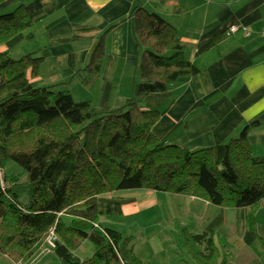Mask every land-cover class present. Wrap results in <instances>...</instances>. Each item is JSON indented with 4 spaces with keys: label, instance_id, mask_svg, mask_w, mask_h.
Returning a JSON list of instances; mask_svg holds the SVG:
<instances>
[{
    "label": "trees",
    "instance_id": "1",
    "mask_svg": "<svg viewBox=\"0 0 264 264\" xmlns=\"http://www.w3.org/2000/svg\"><path fill=\"white\" fill-rule=\"evenodd\" d=\"M45 2L20 0L0 11V252L27 262L54 231L50 253L61 264H143L132 237L101 222L123 215L120 201L99 198L116 191L179 194L250 211L260 206L264 156L253 154L251 125L226 143L198 150L168 145L153 132L160 112L144 107L146 97L199 73L172 24L141 4L134 7L142 52L133 96L120 108H97L90 100L76 101L70 84L85 74L97 79L110 29L84 69L52 85L36 81L42 56L16 59L1 50L19 34L32 38V28L46 16ZM9 162L22 172L7 170ZM247 219L255 226L252 213ZM178 239L197 264H229L212 234L181 227ZM84 242L94 250L81 259L76 252Z\"/></svg>",
    "mask_w": 264,
    "mask_h": 264
},
{
    "label": "crops",
    "instance_id": "2",
    "mask_svg": "<svg viewBox=\"0 0 264 264\" xmlns=\"http://www.w3.org/2000/svg\"><path fill=\"white\" fill-rule=\"evenodd\" d=\"M19 1L1 0L0 11L11 10ZM138 4L175 27L186 46L188 60L199 70L195 76L180 77L166 92L146 97L144 107L160 112L154 134L168 145L198 150L226 143L251 125L248 140L253 154L264 156V0H46V16L32 28V38L19 34L1 50L11 56L14 50L21 55L42 56L36 81L52 85L69 81L84 69L96 41L110 29L99 76L95 81L86 74L76 76L70 90L72 95L82 91L87 96L93 91L100 107L116 108L112 103L133 96L138 76L142 48L132 17ZM232 26L239 30L227 36ZM87 80L94 84L89 85ZM124 86L130 88L125 90ZM86 98L81 100H89ZM174 195L184 198L186 212L203 210L207 219L200 217L191 230L176 221L174 212L173 225L166 218L159 220L158 224L172 233L173 246L167 245L170 254L173 249L184 252L178 239L184 227L194 234H212L232 264H264V255L258 251L264 252V200L250 211L144 189L116 191L99 198L104 202L120 201L121 217H125L148 214L164 198L171 203ZM251 213L255 226L247 219ZM146 235V242L134 245L143 263L153 249L155 254L166 252L161 234Z\"/></svg>",
    "mask_w": 264,
    "mask_h": 264
},
{
    "label": "rangeland",
    "instance_id": "3",
    "mask_svg": "<svg viewBox=\"0 0 264 264\" xmlns=\"http://www.w3.org/2000/svg\"><path fill=\"white\" fill-rule=\"evenodd\" d=\"M23 45L24 43L21 46ZM31 45H33V42L29 43V47H32ZM15 51L16 50L13 51L14 54L12 55V57L16 59H19L22 56L29 54L24 53V55H21L22 53H17ZM35 54L36 53H33L32 56H34ZM128 88H130V86L123 87V89L125 90H128ZM89 93L90 94H88L87 96L82 91H78V93L75 92L73 96L76 101L81 99H88L86 97H89V100H92V104L95 107L103 108L100 107L98 99L99 97H97V95L95 96V94H93V91H90ZM126 101L121 100V102H116L112 104L118 106L116 108H120L126 103ZM8 169H11L12 171L18 173L22 172V169L14 162H9V164L7 165V170ZM171 198V203L168 202L167 198H164V200L159 204V206L150 210L148 214L143 213L141 215H129L125 217L115 216L112 218H104V220H101V222L105 225H109L120 230L124 236L132 237L134 245H137L138 243H141L142 245L144 242H146V234H148V236L151 234H161V238L164 241L163 245L164 247L166 246V252L163 254L161 252L155 254V251L153 249L150 253L151 256L146 257V261H144L143 264H197L196 261L192 258V256L188 254L185 250L184 252H181L180 250L177 251V249H173L171 251V254L169 253V246L167 245L170 243V246H173L171 244V242L173 241L172 233L170 234L167 230L164 229L165 227L160 226L158 222L159 220L166 218L167 222L173 225L175 223V221L172 219V214L174 212V215L176 216V221L179 224H185L191 230L194 228L195 223L199 221V219H201L200 217H202L203 220L207 218L204 219L205 215L203 214V210L202 212H199L197 210L192 209L190 212H186V202L181 196L174 195L171 196ZM171 206L173 211L171 210ZM260 218H262V215H260ZM81 247L82 248L77 250V255L81 259L89 257L94 250V246L90 242L82 244ZM256 249L258 248L256 247ZM48 250L49 246L47 244H44L37 250L34 257L27 262H15L8 255L0 252V264H61V262L55 259L51 255V253L48 252ZM258 251L259 253L264 255V252H260V250ZM175 252H177V254ZM181 253H183V256H180ZM221 255L225 260L228 261L229 264H232V261H230L226 256H224L222 251ZM148 259H151V261L149 262Z\"/></svg>",
    "mask_w": 264,
    "mask_h": 264
},
{
    "label": "built area",
    "instance_id": "4",
    "mask_svg": "<svg viewBox=\"0 0 264 264\" xmlns=\"http://www.w3.org/2000/svg\"><path fill=\"white\" fill-rule=\"evenodd\" d=\"M238 30H239L238 26H232L226 31V35L231 36L234 33H236ZM56 240H57V237L55 236L54 231H51V233L47 239V245L49 246L48 252H51L55 248Z\"/></svg>",
    "mask_w": 264,
    "mask_h": 264
}]
</instances>
